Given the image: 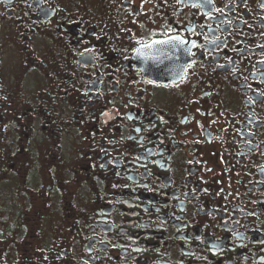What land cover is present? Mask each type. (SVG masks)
<instances>
[{
  "label": "flooded vegetation",
  "instance_id": "obj_1",
  "mask_svg": "<svg viewBox=\"0 0 264 264\" xmlns=\"http://www.w3.org/2000/svg\"><path fill=\"white\" fill-rule=\"evenodd\" d=\"M0 264H264V0H0Z\"/></svg>",
  "mask_w": 264,
  "mask_h": 264
}]
</instances>
